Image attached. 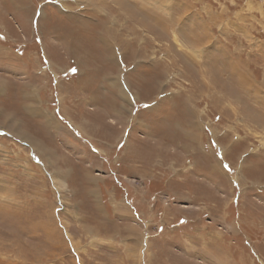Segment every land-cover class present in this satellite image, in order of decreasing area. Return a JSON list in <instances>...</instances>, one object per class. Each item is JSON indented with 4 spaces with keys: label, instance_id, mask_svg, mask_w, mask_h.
<instances>
[{
    "label": "rangeland",
    "instance_id": "obj_1",
    "mask_svg": "<svg viewBox=\"0 0 264 264\" xmlns=\"http://www.w3.org/2000/svg\"><path fill=\"white\" fill-rule=\"evenodd\" d=\"M0 264H264V0H0Z\"/></svg>",
    "mask_w": 264,
    "mask_h": 264
},
{
    "label": "snow or ice",
    "instance_id": "obj_2",
    "mask_svg": "<svg viewBox=\"0 0 264 264\" xmlns=\"http://www.w3.org/2000/svg\"><path fill=\"white\" fill-rule=\"evenodd\" d=\"M73 72L77 71V69H72ZM225 168H227V165H224Z\"/></svg>",
    "mask_w": 264,
    "mask_h": 264
},
{
    "label": "bare ground",
    "instance_id": "obj_3",
    "mask_svg": "<svg viewBox=\"0 0 264 264\" xmlns=\"http://www.w3.org/2000/svg\"><path fill=\"white\" fill-rule=\"evenodd\" d=\"M241 75V74H240Z\"/></svg>",
    "mask_w": 264,
    "mask_h": 264
}]
</instances>
